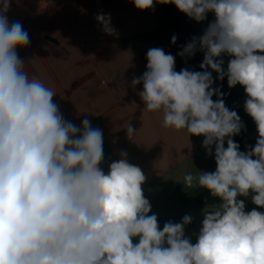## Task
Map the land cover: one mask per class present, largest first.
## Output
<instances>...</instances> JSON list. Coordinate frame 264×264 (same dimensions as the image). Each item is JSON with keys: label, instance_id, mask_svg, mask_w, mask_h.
I'll return each mask as SVG.
<instances>
[{"label": "clouds", "instance_id": "clouds-1", "mask_svg": "<svg viewBox=\"0 0 264 264\" xmlns=\"http://www.w3.org/2000/svg\"><path fill=\"white\" fill-rule=\"evenodd\" d=\"M129 2L141 11L173 4L197 23L215 16L178 53L192 56L199 46L202 71H176L175 57L155 47L147 51V70L131 83L143 85L144 110L162 112L163 127L203 136L208 155L214 145L216 170L186 174L183 184L221 203L203 212L194 244L184 232L190 215L161 229L157 215H149L141 168L122 154L106 173L102 130L87 118L79 127L65 120L52 89L30 78L17 53L29 35L9 21L10 0H0V264H264V212H246L238 199L251 194L264 208V0ZM96 20L116 35L110 14ZM222 54L232 57L227 72ZM212 72L227 76L229 88L244 87V109L259 137L246 151L232 139L245 125L213 87ZM126 129L132 139L137 130Z\"/></svg>", "mask_w": 264, "mask_h": 264}, {"label": "crops", "instance_id": "crops-1", "mask_svg": "<svg viewBox=\"0 0 264 264\" xmlns=\"http://www.w3.org/2000/svg\"><path fill=\"white\" fill-rule=\"evenodd\" d=\"M160 13L158 3L154 10L141 11L129 0H10L6 15L27 31L30 43L17 53L30 78L56 94L53 102L64 119L79 127L87 118L102 130V169L107 173L109 164L126 154L146 176L142 189L151 204L149 215H157L161 229L190 215L192 222L184 232L194 244L203 212L214 205L185 202L191 189L183 184L184 177L213 169L215 147L208 155L203 136L163 127L162 112L144 110L138 95L143 85L131 83L147 70L150 48L165 51L161 44L137 37L156 30ZM98 14H110L116 35L103 31ZM214 19L213 13L200 23L191 19L198 39ZM222 58L226 64L232 59L227 54ZM175 70L179 72L176 65ZM130 124L137 130L132 139L126 129Z\"/></svg>", "mask_w": 264, "mask_h": 264}, {"label": "trees", "instance_id": "trees-1", "mask_svg": "<svg viewBox=\"0 0 264 264\" xmlns=\"http://www.w3.org/2000/svg\"><path fill=\"white\" fill-rule=\"evenodd\" d=\"M160 9L161 13L156 30L145 35H138L137 37L141 40L153 41L161 44L166 54H172L175 57V65L179 71L185 68L191 71H202L200 67H196V62H203L204 59V52L200 50L199 46H197L195 54L192 56L185 55L182 57L178 54L192 41L193 37L198 40L191 19L180 12L173 4H160ZM174 35L177 39L175 43H172V37ZM223 70L227 72V66L223 65ZM208 71L212 70L209 68ZM212 76L214 79L213 87L219 88L224 94L223 100L226 107L230 110H235L245 125V129H242L240 134L233 136L232 139L239 145L240 151L248 150V146L254 147L259 137L255 122L244 109L245 101L248 98L244 87L237 84L235 87L229 88L227 76H225L223 80L217 79V73L215 72H212ZM212 99L215 101L217 96L213 95ZM225 147H227L226 141ZM215 170L216 166L209 172H214ZM183 200L187 203L194 204L218 205L221 203L219 198L212 197L208 190L199 187L192 188ZM244 203L245 209L250 211L251 201H244ZM255 209L264 212V208H259L256 205Z\"/></svg>", "mask_w": 264, "mask_h": 264}, {"label": "rangeland", "instance_id": "rangeland-1", "mask_svg": "<svg viewBox=\"0 0 264 264\" xmlns=\"http://www.w3.org/2000/svg\"><path fill=\"white\" fill-rule=\"evenodd\" d=\"M222 60L224 61L223 65H224V66H227L228 64L225 63V62H227V61L225 60V58H222ZM201 63H202V62H200V61L196 62V67H199ZM238 199L243 200V201H247V202L251 201V204H250V208H251V210L255 208V204H253V203H252V200H251V194H250L249 197H247V198H246V197H238ZM251 210H250V211H251ZM245 211H246V212H249V211L246 210V209H245Z\"/></svg>", "mask_w": 264, "mask_h": 264}]
</instances>
